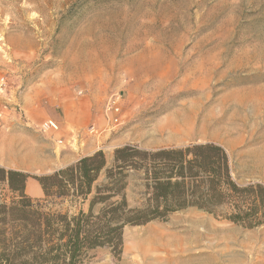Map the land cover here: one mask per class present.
Masks as SVG:
<instances>
[{"label": "rangeland", "instance_id": "374dc122", "mask_svg": "<svg viewBox=\"0 0 264 264\" xmlns=\"http://www.w3.org/2000/svg\"><path fill=\"white\" fill-rule=\"evenodd\" d=\"M2 79L0 124L18 126L0 136L2 166L41 177L124 146L214 143L240 187L264 186V0H0ZM113 96L118 125L105 116ZM53 116L63 133L39 131ZM173 116L188 136L166 130ZM83 264H264V226L184 211L126 226L119 255L99 249Z\"/></svg>", "mask_w": 264, "mask_h": 264}, {"label": "trees", "instance_id": "16d2710c", "mask_svg": "<svg viewBox=\"0 0 264 264\" xmlns=\"http://www.w3.org/2000/svg\"><path fill=\"white\" fill-rule=\"evenodd\" d=\"M29 178L43 199L26 194ZM130 179L142 189L136 207L126 194ZM190 208L264 226V186L240 187L227 151L214 143L124 146L111 161L99 151L41 177L0 166V264H83L99 249L119 255L126 226L166 222Z\"/></svg>", "mask_w": 264, "mask_h": 264}, {"label": "built area", "instance_id": "2783aa9c", "mask_svg": "<svg viewBox=\"0 0 264 264\" xmlns=\"http://www.w3.org/2000/svg\"><path fill=\"white\" fill-rule=\"evenodd\" d=\"M5 88H6V83L5 80L2 79L0 84V92L3 93ZM5 110L6 108L0 111V120L4 116ZM121 115H122V109L120 105V97L119 96L110 97L105 107L106 118L109 120V122L118 125L121 120ZM39 131L43 133H46L48 131H59V126L53 121H47L40 126ZM90 133L91 134L95 133V129L94 128L91 129Z\"/></svg>", "mask_w": 264, "mask_h": 264}, {"label": "crops", "instance_id": "0c3cea01", "mask_svg": "<svg viewBox=\"0 0 264 264\" xmlns=\"http://www.w3.org/2000/svg\"><path fill=\"white\" fill-rule=\"evenodd\" d=\"M50 118H52V121L58 125L59 122H58L57 117L53 116V117H50ZM17 128H18V126L16 124H14V123L8 124V122H4L3 126H2V123H1L0 124V136L2 135V133H4V131L8 132L9 130H16ZM63 129L64 128L62 127V129H60L58 132L59 133H63V131H64ZM59 143H63V142L59 141ZM30 156L31 157L33 156L32 158H34L36 161L39 159V156L36 155V153L32 152L30 154ZM80 158L81 157L73 159V161L71 163L77 162ZM0 166H2V165L0 164ZM2 167L5 168V169H9V170H17V171H21V172L28 173V174L30 173L29 170L26 169V167L25 168H23V167L16 168V167H13V166H2ZM25 192H26V194L29 197H31L33 199H41L44 196L43 190H42L39 182L37 180L33 179V178H29L27 180Z\"/></svg>", "mask_w": 264, "mask_h": 264}, {"label": "bare ground", "instance_id": "6f19581e", "mask_svg": "<svg viewBox=\"0 0 264 264\" xmlns=\"http://www.w3.org/2000/svg\"><path fill=\"white\" fill-rule=\"evenodd\" d=\"M211 116V115H210ZM185 121L179 117H170L168 119V126L166 127V130H168L171 134H172V137L177 139L179 138L180 136L182 135H186L188 136L189 134L188 133H185L183 127H184V123ZM167 125V123H166ZM183 125V126H181ZM186 126V125H185ZM165 128V127H164ZM191 134V132H190ZM170 138V137H169ZM178 141V140H177ZM259 158V157H258ZM257 165V164H256ZM259 167V166H258ZM153 230V228L151 229ZM157 241L158 239H152L151 242H146L147 245H143L141 247V252L143 254H146L148 251H151V250H154L156 245H157ZM145 244V243H144Z\"/></svg>", "mask_w": 264, "mask_h": 264}, {"label": "water", "instance_id": "95a60500", "mask_svg": "<svg viewBox=\"0 0 264 264\" xmlns=\"http://www.w3.org/2000/svg\"><path fill=\"white\" fill-rule=\"evenodd\" d=\"M188 211L202 212V213H204L203 211H201V210H199V209H194V208H190V209H188Z\"/></svg>", "mask_w": 264, "mask_h": 264}]
</instances>
